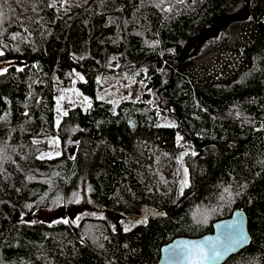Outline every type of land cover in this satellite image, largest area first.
Masks as SVG:
<instances>
[{
	"label": "trees",
	"instance_id": "1",
	"mask_svg": "<svg viewBox=\"0 0 264 264\" xmlns=\"http://www.w3.org/2000/svg\"><path fill=\"white\" fill-rule=\"evenodd\" d=\"M0 53L21 64L0 72V264H158L165 244L240 207L252 242L223 264H264V0H0ZM118 72L156 105L97 99L98 77ZM77 76L90 106L57 123ZM84 191L159 215L126 231L39 215Z\"/></svg>",
	"mask_w": 264,
	"mask_h": 264
},
{
	"label": "rangeland",
	"instance_id": "2",
	"mask_svg": "<svg viewBox=\"0 0 264 264\" xmlns=\"http://www.w3.org/2000/svg\"><path fill=\"white\" fill-rule=\"evenodd\" d=\"M247 16V12L236 14L234 16L224 15L216 20L213 27L208 30V34L217 35L225 26H227L234 19H241ZM205 34V33H204ZM201 36V39L204 37ZM15 64L21 66L17 61H3L0 62V72L7 69L10 65ZM80 77L73 82L72 86L66 88L56 99V121H60L63 114L67 111L70 106L81 104L82 106H88L91 103L92 95L84 91L78 84ZM100 82V87L97 89L96 97L100 100H105L109 102H120L125 99H150V101L156 105V100L151 97H147L148 92L145 83L136 84L131 79H129L126 74L118 72L111 77H98ZM87 98V99H85ZM160 124L162 125H174L173 119L163 116L160 119ZM46 140L50 143L51 151L49 155H56L60 152V140L57 137H47ZM39 215L52 222L59 221H71L77 223L84 216H97L105 219L108 224L115 231H126L131 228L135 223L143 221L149 217L159 215L157 209L151 206H144L139 214L136 215H124L114 210H111L103 205L91 202L85 193L78 203L76 204H59L56 207L42 210ZM29 220V218H28Z\"/></svg>",
	"mask_w": 264,
	"mask_h": 264
},
{
	"label": "water",
	"instance_id": "3",
	"mask_svg": "<svg viewBox=\"0 0 264 264\" xmlns=\"http://www.w3.org/2000/svg\"><path fill=\"white\" fill-rule=\"evenodd\" d=\"M237 228H239L246 237L244 243L233 247L230 252L226 253L218 261L202 260L199 252L192 249L193 244L205 241L218 240L220 243H226L234 235V230ZM251 242L252 235L249 231L248 216L245 210L240 207L229 217L215 221L211 232L198 237L180 236L165 244L161 249V256L158 264H223L232 255L248 247ZM181 249H185L184 254H178ZM188 251H191L190 256L187 255Z\"/></svg>",
	"mask_w": 264,
	"mask_h": 264
},
{
	"label": "snow or ice",
	"instance_id": "4",
	"mask_svg": "<svg viewBox=\"0 0 264 264\" xmlns=\"http://www.w3.org/2000/svg\"><path fill=\"white\" fill-rule=\"evenodd\" d=\"M0 55H2V53H0ZM4 71H7V69H5ZM64 114L66 115L67 113H64ZM57 123H59V121H57ZM57 155H59V153H57ZM193 155H195V153H193ZM185 175H187L186 169H185ZM187 185H188V181L184 180L182 183V187H186ZM63 222L68 223L69 221L64 220ZM245 239L246 237L244 236L243 232L239 228H237L234 230V235L226 243H220L218 240L217 241H205V242L193 244L192 249L197 250L199 252L200 258L202 260H205V261L217 260L218 261L226 253L230 252L233 247L243 244ZM184 253H185V249H181L180 253L178 254H184ZM187 255L190 256L191 251H188Z\"/></svg>",
	"mask_w": 264,
	"mask_h": 264
}]
</instances>
